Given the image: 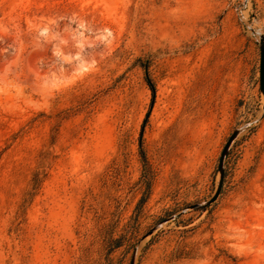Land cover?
Segmentation results:
<instances>
[{
	"label": "rangeland",
	"instance_id": "obj_1",
	"mask_svg": "<svg viewBox=\"0 0 264 264\" xmlns=\"http://www.w3.org/2000/svg\"><path fill=\"white\" fill-rule=\"evenodd\" d=\"M261 39L264 0H0V264H264Z\"/></svg>",
	"mask_w": 264,
	"mask_h": 264
},
{
	"label": "water",
	"instance_id": "obj_2",
	"mask_svg": "<svg viewBox=\"0 0 264 264\" xmlns=\"http://www.w3.org/2000/svg\"><path fill=\"white\" fill-rule=\"evenodd\" d=\"M259 73H260V90H261V92H262V94L264 96V40L263 39H261V43H260ZM237 133H238L237 130L234 131L231 134V136L228 138L225 146L223 147V150H222V153H221V156H220V161H219L220 178H219L218 186H217V189H216L214 195L204 205H207V204H210V203L214 202L218 198V196L220 194V191H221V188H222L223 174H224L223 161H224V158H225V156H226V154H227V152L229 150L230 145L232 144V142L236 138Z\"/></svg>",
	"mask_w": 264,
	"mask_h": 264
},
{
	"label": "trees",
	"instance_id": "obj_3",
	"mask_svg": "<svg viewBox=\"0 0 264 264\" xmlns=\"http://www.w3.org/2000/svg\"><path fill=\"white\" fill-rule=\"evenodd\" d=\"M145 78H146V81L150 87V90H151V106L153 105V102H154V98H155V88H154V85L153 83L151 82L149 76H148V73H147V70H145ZM149 116V113L146 115L144 121H143V124H142V127H141V134H142V131H143V128L145 126V123L147 122V118ZM141 137V135H140ZM44 161L43 160L41 163H40V167L39 169H37L34 173H33V176H32V179H31V189L30 191L28 192V195L31 196L34 191L39 187L40 183H41V180H42V176H44Z\"/></svg>",
	"mask_w": 264,
	"mask_h": 264
},
{
	"label": "bare ground",
	"instance_id": "obj_4",
	"mask_svg": "<svg viewBox=\"0 0 264 264\" xmlns=\"http://www.w3.org/2000/svg\"><path fill=\"white\" fill-rule=\"evenodd\" d=\"M87 67L84 65V64H81L80 66H79V70L81 71V70H84V69H86Z\"/></svg>",
	"mask_w": 264,
	"mask_h": 264
}]
</instances>
